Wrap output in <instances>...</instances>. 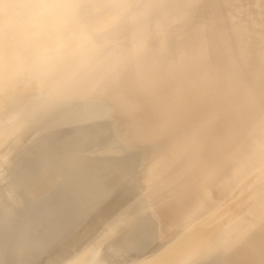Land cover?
Segmentation results:
<instances>
[{
  "label": "bare ground",
  "instance_id": "6f19581e",
  "mask_svg": "<svg viewBox=\"0 0 264 264\" xmlns=\"http://www.w3.org/2000/svg\"><path fill=\"white\" fill-rule=\"evenodd\" d=\"M0 264H264V0H0Z\"/></svg>",
  "mask_w": 264,
  "mask_h": 264
}]
</instances>
